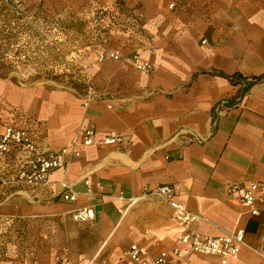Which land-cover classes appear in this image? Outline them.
<instances>
[{
  "label": "crops",
  "instance_id": "0c3cea01",
  "mask_svg": "<svg viewBox=\"0 0 264 264\" xmlns=\"http://www.w3.org/2000/svg\"><path fill=\"white\" fill-rule=\"evenodd\" d=\"M119 4V22L105 47L119 49L121 57L88 63L86 69L90 82L106 90L103 98L85 107L69 90L24 89L21 96L10 95L13 110L0 115V131L28 117L42 151L68 146L85 124L95 134L65 171H51L48 186H14L6 199L18 203V217L62 221L71 220L72 210L91 205L94 218L78 224L94 234L95 243L72 264H97L101 252L102 264H137L126 256L132 244L144 257L181 245L171 209L148 193L173 185L197 216L199 232L245 231L236 258L222 263L216 256L190 253L177 264H264L258 251L264 245V201L252 216L238 203L241 189L227 190L233 183L242 188L264 181V0H45L43 6L52 13H73ZM134 49L153 65L150 73L133 67L127 53ZM220 72H239L245 80L232 83ZM110 131L122 141L101 142ZM15 154V149L8 152L7 163ZM3 165L0 160V170L9 173ZM60 181L79 193L75 202L59 199ZM133 197L140 198L129 204Z\"/></svg>",
  "mask_w": 264,
  "mask_h": 264
},
{
  "label": "rangeland",
  "instance_id": "374dc122",
  "mask_svg": "<svg viewBox=\"0 0 264 264\" xmlns=\"http://www.w3.org/2000/svg\"><path fill=\"white\" fill-rule=\"evenodd\" d=\"M27 1L0 0L3 116L13 110L9 107L10 95L21 96L24 89H62L79 96L78 75L90 80L88 63L103 62L92 55L98 46V34L88 23L90 16L83 12L85 7L73 13L68 9L52 13L40 6L33 8L35 3ZM88 44H92L90 49L85 48ZM0 174L9 175L1 170ZM13 189L16 187L11 184L0 183V264H72L93 247L94 234L72 219L18 217V203H13L11 197L6 199ZM101 253L97 264H102Z\"/></svg>",
  "mask_w": 264,
  "mask_h": 264
},
{
  "label": "built area",
  "instance_id": "2783aa9c",
  "mask_svg": "<svg viewBox=\"0 0 264 264\" xmlns=\"http://www.w3.org/2000/svg\"><path fill=\"white\" fill-rule=\"evenodd\" d=\"M172 6L173 3L170 4V7ZM120 7V4L116 5L115 8L99 5L91 9H87V7L83 9V12L90 16L88 23L96 28L98 45L102 46L94 50L99 61L106 59L116 61L122 55L119 49H107L105 47L111 28L119 22L117 19ZM11 9L15 13H19L15 7H11ZM131 19L134 22V19ZM130 28L135 29L131 26ZM129 31L131 32L130 29ZM201 42L205 43V39ZM91 45L88 44L85 48L90 49ZM127 55H129L135 69L146 74L152 71L153 65L142 58L137 50H131ZM77 81L81 86L79 94L85 107L90 101L103 98L107 94L106 90L99 89L91 83L87 76L78 75ZM31 126V120L25 117L23 123H6L0 131V160L10 170L7 177L1 175L3 173L0 174L1 184L32 188L48 186L51 183L49 177L51 171L55 169L65 171L70 160L80 155V147L91 145L94 142V128L85 124L76 131L68 146L42 151L37 145ZM121 141L122 136L114 131H110L101 139V142L105 144ZM13 149L16 150L15 158L12 162L7 163V154ZM60 184L63 190L58 195L59 199L63 202H75L79 193L64 181H60ZM84 185L86 194H91L90 182L84 180ZM239 189H241V194L238 197L239 205L246 208L250 215H258L260 213L258 205L264 201V181H252L242 188L233 183L229 185L227 190L232 193ZM148 193L157 197L171 209L170 219L180 230L179 242L181 245L170 251H161L154 256L144 257L141 248L137 244H132L128 248L126 256L133 262L137 264H177L183 255L190 253L216 256L222 263L237 257L240 246L244 243L245 231L243 228L215 235L203 234L199 232L196 226L197 216L178 199L175 186L159 185ZM139 198L128 199L129 204L134 203ZM94 215V209L91 205H84L70 212V217L74 222L90 221ZM258 251L264 254V245H261Z\"/></svg>",
  "mask_w": 264,
  "mask_h": 264
},
{
  "label": "trees",
  "instance_id": "16d2710c",
  "mask_svg": "<svg viewBox=\"0 0 264 264\" xmlns=\"http://www.w3.org/2000/svg\"><path fill=\"white\" fill-rule=\"evenodd\" d=\"M35 3V5H32V4H34ZM31 5H32V7L33 8H37V7H41L42 9H44L45 10V8H44V6H43V4H44V2L42 1V0H39V1H37V2H33V3H30ZM98 43H99V41H98ZM102 46H100V45H98L97 46V49L98 48H101ZM1 65H3L2 63H0V66ZM2 74H4V73H2ZM218 75H220V76H223V77H225V78H227L230 82H232V83H234L235 82V79H244L245 80V76H243L241 73H239V72H234V73H232V74H224V73H218ZM253 83V81H249V82H245V85H244V87L242 88V92H244V91H246L250 86H251V84Z\"/></svg>",
  "mask_w": 264,
  "mask_h": 264
}]
</instances>
